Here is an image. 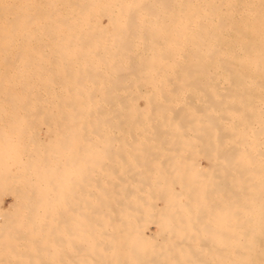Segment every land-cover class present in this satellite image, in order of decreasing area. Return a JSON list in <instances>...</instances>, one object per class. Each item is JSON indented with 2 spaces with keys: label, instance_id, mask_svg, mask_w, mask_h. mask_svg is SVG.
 <instances>
[{
  "label": "bare ground",
  "instance_id": "1",
  "mask_svg": "<svg viewBox=\"0 0 264 264\" xmlns=\"http://www.w3.org/2000/svg\"><path fill=\"white\" fill-rule=\"evenodd\" d=\"M7 105L0 264H264V0H0Z\"/></svg>",
  "mask_w": 264,
  "mask_h": 264
},
{
  "label": "rangeland",
  "instance_id": "2",
  "mask_svg": "<svg viewBox=\"0 0 264 264\" xmlns=\"http://www.w3.org/2000/svg\"><path fill=\"white\" fill-rule=\"evenodd\" d=\"M220 74H221V73H220ZM220 74H218V75H220ZM253 75H256V74H253ZM221 76H222V74H221ZM221 79H222V78H221ZM221 79L218 80V81H219L218 84H221V83H222L221 86L224 87V88H229V85H230V87H231V85L233 84L232 82H230V81H228V80L225 79V80H226V83H228V84L226 85V84L224 83L225 80L222 81L223 79H222V80H221ZM220 80H221V81H220ZM253 81H254V80H250V81H249V80H248V81L246 80V82H248L246 86H249L250 88L252 87L251 89L254 90V91H256L255 88L258 89L257 86L259 85V83L256 82V81H255L256 83H252ZM220 82H221V83H220ZM249 82H250V83H249ZM257 83H258V85H257ZM223 84H224V85H223ZM245 84H246V83H245ZM252 84H253V85H252ZM255 84H256V85H255ZM251 85H252V86H251ZM142 86H144V87H141V89H142V91H143L144 93L147 92L148 90H150V86H149V85H147V86H146V85H142ZM148 86H149V87H148ZM146 87H147V88H146ZM145 88H146V89H145ZM144 90H145V91H144ZM138 93H140V92H137L138 103H139L141 106H143V107L146 106V104H147V100H145L146 98H145L144 96H143V97H142V96L140 97V95H142V94H139V95H138ZM257 93H259V91H258ZM143 98H144V99H143ZM7 106H8V107H7ZM7 106H4V108H5V109H6V108H7V109H8V108L11 109V108H12V107H9V105H7ZM2 107H3V106H2ZM2 107H0V108H2ZM11 110H12V109H11ZM11 110H10V112H9V109L6 110V111L9 112L8 114H7V112H2V111H4V110L0 111V113L2 114L1 119L4 118V117H6V118L9 117V116H10V113L12 112ZM5 113H6L7 116L5 115ZM20 113L22 114V112H20ZM1 114H0V115H1ZM3 114H4L5 116H4ZM12 116H13V112L11 113V116H10L9 118L6 119V121H7V120H10V118H11ZM1 119H0V121H1ZM2 120H3V119H2ZM4 120H5V118H4ZM11 120H12V119H11ZM11 120H10V121H11ZM2 122H4L3 125L8 124V123H5V121H1V123H0L1 125H2ZM7 122H9V121H7ZM26 122H27V121H26ZM26 122H24L23 126H24L25 124L28 123V122H27V123H26ZM20 123H21V122H20ZM9 124H10V123H9ZM18 124H19V123H18ZM18 124H17V125H18ZM5 126H6V125H5ZM19 126H20V125H19ZM23 126H22V127H23ZM27 126H28V124H27ZM27 126H26V127H23V128H26V132H27L28 130H30V131H32V135H33L34 130H35V131L37 130L36 133H35V134H37V137L39 136L38 134H41L40 137H44V136L46 137V135H45V133H44V130H43L44 128H40V129H38V128H35V127H34V129H33V127H30V126L27 127ZM7 127H8V126H6L5 129H6ZM8 128H10V127H8ZM8 128H7V132L9 131ZM23 128H22V129H23ZM27 129H28V130H27ZM38 130H40V131H38ZM10 132L13 133L14 130H13V131L10 130ZM10 132H9V133H10ZM26 132H25V133H26ZM25 133H24V134H25ZM29 133H30V132H28V135H29ZM13 134H14V133H13ZM15 134H16V133H15ZM15 134H14V136H15ZM30 134H31V133H30ZM42 134H43V136H42ZM25 136H27V134L24 135V137H25ZM45 137H44V138H45ZM25 138H26V139H25L24 141L27 142L28 139H35V138H36V135H35V137H34V135H33V136H30V135H29L28 137H25ZM27 138H28V139H27ZM28 142H29V141H28ZM28 142H27V143H28ZM21 144H22V143H21ZM15 151H16L17 153H18V151H19V153H20V149H19V148H16ZM19 153L16 154V157H17V155L20 156V155L22 154V153H21V154H19ZM197 154H198V153H197ZM190 155H191V157H190ZM192 156H196V157H192ZM201 156H202V154L200 155V153H199V155H196L195 153H191V154H189L190 160H191L192 162H193V161L195 162V161L197 160V162L199 161V162H201L202 165L207 166V165H208V162L206 161V159H205L203 156H202V159H200ZM191 158H192V159H191ZM0 188H1L0 191L2 190V191L0 192V194L2 195V197H0V205H3V204L5 205V206L3 205L2 207L0 206V208H5V209H7V208H11V207H12V204L14 203V197H13V195H12V194H9V192H8V194H7V192H6L7 190H6L5 188H3V187H1V186H0ZM2 188H3V189H2ZM178 189H179V188H178ZM3 190H4V191L6 190V191H5L6 193H5ZM2 192H3L5 195H4ZM1 195H0V196H1ZM9 195H10V196H9ZM1 200H2V201H1ZM22 203H23V202H22ZM22 203H20L19 205H22V207H23V204H24V203H23V204H22ZM159 203L162 204V201L159 200ZM10 204H11V205H10ZM8 205H9V206H8ZM19 205H18V206H19ZM24 206H25V204H24ZM6 207H7V208H6ZM19 207H20V206H19ZM39 214H41V212H40ZM42 214H43V213H42ZM45 214H49V213L45 212ZM54 214H57V213H54ZM75 215H76V213H75ZM141 217H142V216H141ZM141 217H140V220H141V221H142V219L145 220V221H147V219H148L147 223H146L145 221L141 222L139 219H138V221H140L141 223L137 221V223L140 224L141 227H142V226L144 227V228H143L144 231H146V232H150V231H152L153 228L155 229V230L153 229V231H156V230L159 231V230H160V229L158 230L159 226H158L157 224H155V223L152 221V217L149 216V218L146 217L145 219H144L145 216H143L142 219H141ZM38 219H39V221H40V218H38ZM38 219H36V220H38ZM41 219H43V218H41ZM78 219H79V218H78ZM150 219H151V220H150ZM221 219H222V218H219L218 220L222 222ZM44 220L49 221V218H48V219H47V218H44ZM44 220H43V221H44ZM56 220H57V219H56ZM56 220H54V219H50L49 222L52 221V222H53L52 225H54V222H55V224H56ZM74 220H76V218H75ZM41 221H42V220H41ZM76 221H77V220H76ZM76 221H75V222H76ZM210 221H211V220H210ZM214 221H215V220H214ZM214 221L212 220L211 222H213V223H217L216 225L220 224L219 221H215V222H214ZM143 223H146V224H148V225H144ZM47 224L51 225L50 223H47ZM152 224H153V225H152ZM214 225H215V224H214ZM145 226H146V227H145ZM141 227H140V228H141ZM156 227H157V228H156ZM145 228H146V229H145ZM167 235H168V234H167ZM172 236L174 237V235H171V236H169V237H172ZM197 236H198V235H197ZM68 237H69V236H68ZM169 237H168V238H169ZM198 237H202V235L200 234ZM70 238H71V237H69V239H70ZM73 238H74V236H73ZM168 238L166 237L165 239L167 240ZM161 239H162V238L159 239V241H160V243H158L159 246H160V245L163 246V244H165V245H168V244H169V243H167L168 241H165L164 239L161 240ZM161 242H165V243L162 244ZM148 244H149V243H147V245H148ZM151 244H153V243H151ZM154 244H155V246H156V243H154ZM68 245L70 246V244H68ZM158 245H157V246H158ZM144 246H146V244H145ZM148 246H149V247H154V245H151V246H150V244H149ZM146 247H147V246H146ZM51 251H52V252H51ZM51 251H50L51 253H55V254H56L58 250H57V251L55 250V252H54V250H51ZM28 252H29L31 255H32V254H33V255L36 254V256H40V254H43L42 251H40V253H38L39 251H38V252L36 251V253H34V251H32V252H31V251H28ZM38 254H39V255H38ZM58 254H59V251H58ZM105 254H106V256H108V253H107V252H105ZM33 255H32V256H33ZM209 257H210V258H209ZM208 258H209V259H208L209 262H210V261L212 262L213 259L211 258V256H208ZM210 259H211V260H210ZM211 262H210V263H211Z\"/></svg>",
  "mask_w": 264,
  "mask_h": 264
}]
</instances>
